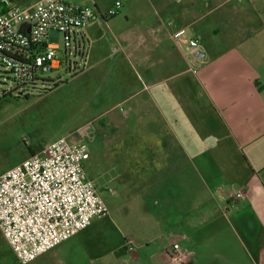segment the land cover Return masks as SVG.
<instances>
[{
  "label": "crops",
  "instance_id": "crops-1",
  "mask_svg": "<svg viewBox=\"0 0 264 264\" xmlns=\"http://www.w3.org/2000/svg\"><path fill=\"white\" fill-rule=\"evenodd\" d=\"M71 1L102 13L122 4L121 19L82 30L84 71L100 84L114 79L119 115L109 120L125 119L123 129L141 136L132 151L142 157L131 163L143 168L141 191L174 183L175 211L190 215L181 228L190 248L174 242L181 264H264V0H117L105 10L100 0ZM180 29L187 35L176 41ZM191 38L205 54L196 74L187 63ZM75 237L30 264H79L84 244ZM1 240L0 264H20ZM172 244L158 264H173Z\"/></svg>",
  "mask_w": 264,
  "mask_h": 264
},
{
  "label": "rangeland",
  "instance_id": "rangeland-1",
  "mask_svg": "<svg viewBox=\"0 0 264 264\" xmlns=\"http://www.w3.org/2000/svg\"><path fill=\"white\" fill-rule=\"evenodd\" d=\"M116 1L100 0L101 8ZM122 15L120 10L118 19ZM48 42L61 50L64 47L63 36L57 32H51ZM88 50L87 46L86 54ZM94 56L95 50L91 59ZM84 65L77 74L63 65L30 96L0 102V175L31 157L29 148L37 154L63 137L82 145L90 154L86 177L97 185L108 215L96 218L76 235L75 240L82 241L85 249L79 252V264L85 257L86 264H158L155 256L169 243L190 248L183 239L184 235L189 238V231L181 230L188 228L190 215L175 211L172 182L153 181L149 190L141 191L143 168L131 166L142 157L141 150L132 151L142 148L141 136L123 129L125 119L110 122V117L119 115L114 110L117 95L111 92L114 79L100 84L93 71H84ZM101 113L106 116L104 125L99 124ZM1 239L0 234V247ZM130 252L139 258L133 259Z\"/></svg>",
  "mask_w": 264,
  "mask_h": 264
},
{
  "label": "built area",
  "instance_id": "built-area-1",
  "mask_svg": "<svg viewBox=\"0 0 264 264\" xmlns=\"http://www.w3.org/2000/svg\"><path fill=\"white\" fill-rule=\"evenodd\" d=\"M0 5V102L30 96L63 65L77 74L86 55L82 30L118 16L122 8L117 2L102 13L71 0H38L30 6L0 0ZM51 32L62 34V50L48 42ZM186 35L180 29L174 39ZM187 44L189 71L196 74L202 45L195 38ZM89 158L85 147L63 137L0 175V234L20 264H30L108 215L97 185L86 177ZM179 251L175 243L166 250L173 264H181Z\"/></svg>",
  "mask_w": 264,
  "mask_h": 264
},
{
  "label": "trees",
  "instance_id": "trees-1",
  "mask_svg": "<svg viewBox=\"0 0 264 264\" xmlns=\"http://www.w3.org/2000/svg\"><path fill=\"white\" fill-rule=\"evenodd\" d=\"M3 13V9L1 8V5H0V14ZM29 152L31 155H35L36 152L32 149V148H29Z\"/></svg>",
  "mask_w": 264,
  "mask_h": 264
},
{
  "label": "water",
  "instance_id": "water-1",
  "mask_svg": "<svg viewBox=\"0 0 264 264\" xmlns=\"http://www.w3.org/2000/svg\"><path fill=\"white\" fill-rule=\"evenodd\" d=\"M196 55H197V57H202V58H203V57H205V54H204V53H202V52H197V54H196Z\"/></svg>",
  "mask_w": 264,
  "mask_h": 264
}]
</instances>
